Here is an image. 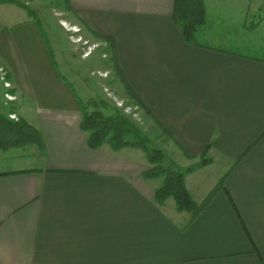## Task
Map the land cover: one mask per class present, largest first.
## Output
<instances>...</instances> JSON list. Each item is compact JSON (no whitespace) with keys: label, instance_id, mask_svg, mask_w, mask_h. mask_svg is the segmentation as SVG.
<instances>
[{"label":"crops","instance_id":"0c3cea01","mask_svg":"<svg viewBox=\"0 0 264 264\" xmlns=\"http://www.w3.org/2000/svg\"><path fill=\"white\" fill-rule=\"evenodd\" d=\"M61 1L80 36L115 39L126 82L167 131L166 148L195 163L183 167L194 166L193 200L224 183L195 217L173 198L158 203L163 180L144 178V152L88 145L79 97L38 25L25 9L0 5V63L15 114L26 120L28 103V123L44 139L32 163L0 167V264H264V59L202 43L207 23L188 44L174 0ZM216 165L215 179L193 180Z\"/></svg>","mask_w":264,"mask_h":264},{"label":"rangeland","instance_id":"374dc122","mask_svg":"<svg viewBox=\"0 0 264 264\" xmlns=\"http://www.w3.org/2000/svg\"><path fill=\"white\" fill-rule=\"evenodd\" d=\"M18 1L23 4L28 2L24 5L34 11V18L37 19L35 21L48 44L50 54L53 55L55 69L58 75H61L70 84L73 92L78 95L81 110L82 107H85L88 112L101 110L106 115L122 113L130 117L149 138L150 147L165 151L163 153L166 154L167 159L164 156L160 162V166L164 168L183 171L186 170L183 168L185 165L195 164L183 160L180 152L176 151L177 153L174 154L171 149L166 148L165 140L168 133L163 131L151 111L150 115L127 93L126 86L116 73L111 61L108 43L87 34L80 36L79 29L71 26V22L68 20L78 21L76 16L74 14L66 15V12L62 10L64 9L62 7L67 3L61 0ZM206 1L208 17L205 30L206 36L209 35L210 38L205 37L199 41L212 47L225 48L243 55L264 59V0ZM23 9L28 12L27 8ZM1 23L3 22L0 19V25ZM6 75L4 80L9 82ZM1 77L0 73V113L5 114L13 121H18L20 116L15 114L19 110L16 108L17 98L12 93L13 86L11 83L9 87L6 86ZM23 107L28 110L23 117L27 122L33 121L34 113L30 109L31 106L24 102ZM35 146L30 145L17 150L16 148L8 149L10 151L0 149V167H12L18 163V159L32 163L33 158L36 157L32 155ZM41 158L39 156L38 160ZM172 160L176 161L177 168L171 164L174 162ZM199 163L201 165V157ZM220 167V165H216L202 169L203 171L194 169L197 171L193 175V180L198 181L202 178L201 173H205L206 181L215 179L220 174ZM159 179L164 180L163 178ZM194 196L197 202H202V193L197 194L196 192Z\"/></svg>","mask_w":264,"mask_h":264},{"label":"trees","instance_id":"16d2710c","mask_svg":"<svg viewBox=\"0 0 264 264\" xmlns=\"http://www.w3.org/2000/svg\"><path fill=\"white\" fill-rule=\"evenodd\" d=\"M1 4H13L20 8H27L29 16L33 18L34 21L37 20L34 18V11L29 10L22 2L17 0H0V5ZM172 19L174 23L182 29L184 38L188 44L197 42V35L206 24L207 20L205 1L174 0ZM36 24L38 25L37 22ZM91 33L96 39L108 43L111 61L113 62L116 73L125 84L127 93L137 101L138 105L151 115L150 110L126 82L118 63L117 44L115 39L94 32ZM50 56L54 62L53 55L50 54ZM59 77L69 85L61 75H59ZM7 79L10 78L8 77ZM81 111L83 114L81 128L88 133V145L91 148L98 149L105 143H108L113 151H120L125 147H131L140 149L144 152L150 165H154L153 168H150L144 174V178L164 179L162 187L155 193L158 203L163 204L167 199L173 198L179 212H190L193 213L195 217L207 207L213 200L217 191L222 187L224 183L223 179L220 181L218 187L207 196L203 203L197 204L186 187V175L190 173L192 169L187 168L183 171H177L173 168H164L160 166V162L165 156L164 153L159 149L150 147L149 138L144 135L130 117L122 113L106 115L101 110L88 112L85 107H82ZM163 131L166 130L164 129ZM30 145L43 148L44 139L42 133L23 118H20L18 121H13L5 114L0 113V149L24 148ZM207 152L208 149L201 155V165L203 166L211 162V160L206 157ZM186 155L191 158L188 154Z\"/></svg>","mask_w":264,"mask_h":264},{"label":"built area","instance_id":"2783aa9c","mask_svg":"<svg viewBox=\"0 0 264 264\" xmlns=\"http://www.w3.org/2000/svg\"><path fill=\"white\" fill-rule=\"evenodd\" d=\"M0 73L2 75L1 80H4L6 72H5V69L1 67V64H0ZM3 82H5L6 86L8 87L10 86V83L8 81L4 80Z\"/></svg>","mask_w":264,"mask_h":264}]
</instances>
